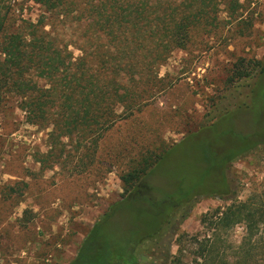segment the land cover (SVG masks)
Listing matches in <instances>:
<instances>
[{
    "label": "rangeland",
    "instance_id": "rangeland-1",
    "mask_svg": "<svg viewBox=\"0 0 264 264\" xmlns=\"http://www.w3.org/2000/svg\"><path fill=\"white\" fill-rule=\"evenodd\" d=\"M87 2L67 0L60 9L50 11L34 0H6L5 4L11 6L9 32L25 28V21L38 23L45 15L44 29L52 31L55 43L66 48L62 50L66 60L78 63L84 55L90 71L102 73L103 68L111 71L112 67L120 66L116 60L117 47L109 43L107 34L98 31L97 17ZM239 2L241 7L233 15L228 6L221 3L217 19L205 26L198 24L188 48L172 52L159 69V78L163 77L164 82L170 84L169 88L132 116L117 118L99 139L95 161L85 171L73 168L80 166L82 160L86 161V146L80 144L79 135L61 138L58 152L66 163L43 170L38 157L48 150V133L54 128L51 119L33 118L30 109L22 107L23 98L19 93L3 94L0 264L70 262L95 221L124 194L121 176L143 151L160 154L225 113L228 117L219 122L217 130L236 129L247 136H264V99L258 95L253 98L252 93L260 81V66L255 68L254 63L264 61V0ZM0 57L4 58L1 52ZM250 69L252 75L241 77V73ZM37 72L35 67L27 77L42 87L49 86L48 79ZM119 76L121 83H128L124 70ZM260 92L264 95L262 90ZM114 108L118 115L127 111L123 103ZM52 141L51 136V144ZM192 158L190 154L189 157L174 155L163 164L160 171L176 174L177 180L170 185L161 183L162 195L172 190L174 193L177 186L188 182L183 180L190 178L193 171L189 164L194 162ZM231 178L238 201L254 196L264 207V144L234 160ZM231 202L218 196L198 197L189 214L183 216L187 212L183 209L174 221L177 232L169 229L160 244L150 245L163 256L168 249L171 254H178L180 246L185 244V260L191 261L196 245L190 236L203 232V237L206 231L201 222L203 214ZM244 231V225L237 224L227 232V238L238 243ZM183 233L189 236H180ZM152 260L149 256L146 262Z\"/></svg>",
    "mask_w": 264,
    "mask_h": 264
},
{
    "label": "trees",
    "instance_id": "trees-1",
    "mask_svg": "<svg viewBox=\"0 0 264 264\" xmlns=\"http://www.w3.org/2000/svg\"><path fill=\"white\" fill-rule=\"evenodd\" d=\"M5 1L0 0V52L4 54L0 57V107L3 94L15 92L33 118L51 119V148L40 157L45 168L66 163L58 152L61 138L79 135L87 152L86 161L73 167L79 172L94 163L99 139L117 118L132 116L169 88L170 84L159 78V69L175 49L188 48L197 25L217 19L221 3L228 6L231 15L241 7L239 0H86L91 5L95 1L90 7L97 17L98 31L107 34L109 43L117 47L120 66L111 71L103 68L101 73L90 71L87 56H81L78 63L66 60L62 52L66 48L55 43L52 31L44 29L45 15L38 23L25 21V28L9 32L11 6ZM34 1L53 11L67 0ZM254 66H260V81L252 89L253 98L258 95L264 99L260 92L264 93V61L256 60ZM35 67L49 86L42 87L27 77ZM72 67L75 71H68ZM121 70L129 79L127 84L120 82ZM252 74L250 69L241 77ZM122 103L127 111L118 115L114 107ZM227 114L160 154L141 152L121 176L124 194L95 221L67 264H264V207L254 196L238 201L231 178L234 160L264 144V136H247L236 129L217 130ZM183 154L194 159L189 163L193 169L190 178L183 180L188 182L177 186L176 192L162 195L160 184L175 183L177 175L162 173L160 168L171 156ZM203 195L232 202L203 214V237V232L190 236L196 245L192 260H185V244L178 254L168 249L163 256L158 255L150 244H160L169 229L177 232L174 221L183 209H187L183 215L187 216ZM237 224H243L245 231L235 243L228 240L227 232ZM184 235L189 236H180ZM149 256L153 260L148 263Z\"/></svg>",
    "mask_w": 264,
    "mask_h": 264
},
{
    "label": "crops",
    "instance_id": "crops-1",
    "mask_svg": "<svg viewBox=\"0 0 264 264\" xmlns=\"http://www.w3.org/2000/svg\"><path fill=\"white\" fill-rule=\"evenodd\" d=\"M50 132H51V131H50ZM50 132L48 133V136H50ZM50 148H51V143L48 144V150H49ZM48 150H47V151H48ZM40 157H42V155H41ZM40 157H38V163L41 164V168H42L43 170H44V169H47V168H51V167H46V168H45V167L43 166L41 160H40ZM84 237H85V236H84ZM84 237H83V238H84ZM82 240H83V239H82ZM32 241H35L34 237H33Z\"/></svg>",
    "mask_w": 264,
    "mask_h": 264
}]
</instances>
